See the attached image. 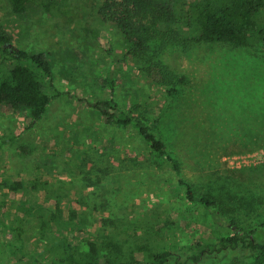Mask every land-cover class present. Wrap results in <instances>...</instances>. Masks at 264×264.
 <instances>
[{"label": "rangeland", "instance_id": "1", "mask_svg": "<svg viewBox=\"0 0 264 264\" xmlns=\"http://www.w3.org/2000/svg\"><path fill=\"white\" fill-rule=\"evenodd\" d=\"M102 1L38 0L20 18L10 0H0V23L15 38L10 47L49 54L57 95L32 129L26 113L0 112V264H52L67 244L88 249L86 241L101 246L113 237L138 257L210 238L222 228L219 217L190 203L179 180L233 202L227 233L264 223V163L232 169L225 161L264 149V41L245 48L199 43L189 51L153 42L155 59L187 77L183 85L176 80L179 92L171 96L172 86L149 83L147 60L129 56L116 24L103 21ZM191 2L183 0L184 16ZM106 78L114 88L100 85ZM101 99H114L154 129L180 174L157 166L132 128L107 125L87 104ZM16 181L48 183L50 191L14 192L7 185ZM57 205L66 229L53 220ZM241 257L228 264H247Z\"/></svg>", "mask_w": 264, "mask_h": 264}, {"label": "trees", "instance_id": "2", "mask_svg": "<svg viewBox=\"0 0 264 264\" xmlns=\"http://www.w3.org/2000/svg\"><path fill=\"white\" fill-rule=\"evenodd\" d=\"M37 2L10 0L14 14L20 18L29 17L37 8ZM182 5L183 0H103L99 8L103 21L116 24L122 32L130 47L129 56L136 61L147 60L144 71L149 83L158 87L172 86L166 90L171 96L179 92L176 80L183 85L187 77H180L155 59L158 52L151 54L153 42L160 41L158 49L177 43L189 51L199 43L245 48L255 40L264 41V0H192L191 11L186 16ZM14 40V36L0 23V112L26 113L27 129H32L49 112L57 97L52 95L55 88L53 64L45 51L11 48ZM115 83L113 79L106 78L100 85L114 88ZM87 104L102 116L107 125L124 130L132 128L149 145L150 157L157 166L166 164L180 174L178 159L168 152L166 143L147 123L127 112L114 99L89 100ZM179 186L190 203L201 205L219 217L220 231L194 244L177 246L175 250L151 249L143 257L136 256V253L127 255L114 237L108 238L101 246L86 241L88 249L79 244H67L52 264H228L240 256L247 264H264V223L251 231L239 229L229 234L224 222L235 223V219L228 218L237 210L233 202L227 205L214 195L197 194L195 187L184 180H179ZM7 187L14 192L29 189L50 191L48 183L39 181L27 187L24 182L16 181ZM56 212L58 214L53 215V220L62 230L65 227L61 222L60 205H57ZM75 216L77 214L73 217L76 220ZM84 226L82 221L78 229L81 236ZM76 228L77 225L72 227ZM17 231L22 241L21 251L26 252L24 234ZM111 248L116 252L111 251L104 256L102 252ZM138 249L144 251L142 247Z\"/></svg>", "mask_w": 264, "mask_h": 264}, {"label": "built area", "instance_id": "3", "mask_svg": "<svg viewBox=\"0 0 264 264\" xmlns=\"http://www.w3.org/2000/svg\"><path fill=\"white\" fill-rule=\"evenodd\" d=\"M225 161L230 164L232 169L257 166L264 163V149L242 155L227 156Z\"/></svg>", "mask_w": 264, "mask_h": 264}]
</instances>
